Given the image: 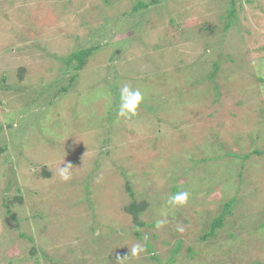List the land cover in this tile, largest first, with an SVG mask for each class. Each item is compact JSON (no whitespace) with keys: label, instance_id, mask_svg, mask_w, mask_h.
I'll return each mask as SVG.
<instances>
[{"label":"rangeland","instance_id":"obj_1","mask_svg":"<svg viewBox=\"0 0 264 264\" xmlns=\"http://www.w3.org/2000/svg\"><path fill=\"white\" fill-rule=\"evenodd\" d=\"M150 2L0 0V264H264V0Z\"/></svg>","mask_w":264,"mask_h":264},{"label":"clouds","instance_id":"obj_2","mask_svg":"<svg viewBox=\"0 0 264 264\" xmlns=\"http://www.w3.org/2000/svg\"><path fill=\"white\" fill-rule=\"evenodd\" d=\"M118 102L116 103V119L117 122L119 120H130L136 117L139 114V111L143 105L144 101V93L138 87H133L128 83L122 84L118 89ZM105 99L108 101L109 105L112 104L111 94H107ZM58 174L60 178L64 181H68L71 179V164L67 166H61L58 169ZM190 199V193L188 191H179L171 196H169L167 200L168 206L182 207L185 206ZM162 216H167L166 212L161 213ZM167 223V219H157L155 222V226L157 229L164 227ZM177 231L183 232L184 228L182 226L177 225ZM131 257L139 258L141 254L145 251V247L141 243L133 244L130 248ZM127 256V258L129 257ZM127 258H121L119 256L116 257V264H124V261Z\"/></svg>","mask_w":264,"mask_h":264},{"label":"trees","instance_id":"obj_3","mask_svg":"<svg viewBox=\"0 0 264 264\" xmlns=\"http://www.w3.org/2000/svg\"><path fill=\"white\" fill-rule=\"evenodd\" d=\"M158 0H151L150 3H140L139 6H150L153 4H156ZM93 53V48H86L83 50H79L78 52L72 54L71 56V60L76 59L77 60V65H76V69H81L87 62V58L92 55ZM74 79L70 78V81L72 82ZM255 153H262L261 150L255 149L254 150ZM249 156V154L244 155V158H247ZM229 206L230 203H226L225 207H224V211L213 221L212 226H211V230L209 232V234H214L216 232V229L221 227L223 222H224V216L229 212ZM147 204L145 202H141V203H137V202H133L131 203L128 207L127 210L129 213L132 214V216L134 217L135 220H138L140 214L146 209Z\"/></svg>","mask_w":264,"mask_h":264}]
</instances>
